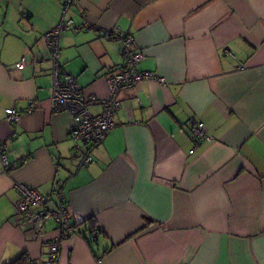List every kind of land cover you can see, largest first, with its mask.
<instances>
[{
  "label": "crops",
  "instance_id": "0c3cea01",
  "mask_svg": "<svg viewBox=\"0 0 264 264\" xmlns=\"http://www.w3.org/2000/svg\"><path fill=\"white\" fill-rule=\"evenodd\" d=\"M65 1L0 0V145L15 164L0 159V264H43L58 236L53 219L37 230L16 213L19 184L49 208L64 199L75 222L57 264H264V0L69 6L57 61L86 97L106 98L105 76L122 62L102 32L133 36L137 68L156 75L121 94L116 125L78 169L71 117L51 106L44 41ZM192 120L208 139L191 140Z\"/></svg>",
  "mask_w": 264,
  "mask_h": 264
},
{
  "label": "built area",
  "instance_id": "2783aa9c",
  "mask_svg": "<svg viewBox=\"0 0 264 264\" xmlns=\"http://www.w3.org/2000/svg\"><path fill=\"white\" fill-rule=\"evenodd\" d=\"M76 0H66L62 8V16L59 23L44 34V41L49 50V60L52 63L51 74V94L50 101L54 110L65 111L71 117L68 135L75 141L73 147V161L75 167L86 166L92 160L91 151L94 147L102 144L108 132L116 125L114 116L121 106V94L134 88L142 80L156 78L150 72L140 71L137 65L143 58L140 50L134 49V38L130 34L122 35L119 30L102 32L106 38H113L120 43L121 65L105 76L107 87V97L96 100L94 96L86 97L83 87L78 84L75 77L61 71L57 57L59 54L58 39L61 31L74 28L73 20L65 17L69 6ZM83 25L89 24L82 20ZM25 64V57H22L17 64L21 68ZM98 105L99 111L92 113L89 105ZM36 107L35 100H29L26 112H32ZM7 120L15 124L18 122L21 113L15 108H6ZM190 137L194 142H201L208 139L205 126L201 121H189ZM192 148L190 152L192 153ZM0 159L5 169L15 164L9 163L6 153L0 145ZM19 198L15 201L16 213L28 221L34 229L43 228V223L48 219H53L58 228V236L51 242V250L47 260L43 264H57L59 243L65 236L71 235L75 222L71 219L68 210L64 205V199L59 197L55 208H49V200L46 196L39 194L32 187L19 184ZM96 238V237H94Z\"/></svg>",
  "mask_w": 264,
  "mask_h": 264
},
{
  "label": "trees",
  "instance_id": "16d2710c",
  "mask_svg": "<svg viewBox=\"0 0 264 264\" xmlns=\"http://www.w3.org/2000/svg\"><path fill=\"white\" fill-rule=\"evenodd\" d=\"M73 156L72 155V160H73ZM27 258L25 257V255H22L20 257H18L17 259H15L14 261L10 262L9 264H22V263H27Z\"/></svg>",
  "mask_w": 264,
  "mask_h": 264
},
{
  "label": "clouds",
  "instance_id": "9594fccd",
  "mask_svg": "<svg viewBox=\"0 0 264 264\" xmlns=\"http://www.w3.org/2000/svg\"><path fill=\"white\" fill-rule=\"evenodd\" d=\"M51 75V74H50Z\"/></svg>",
  "mask_w": 264,
  "mask_h": 264
},
{
  "label": "rangeland",
  "instance_id": "374dc122",
  "mask_svg": "<svg viewBox=\"0 0 264 264\" xmlns=\"http://www.w3.org/2000/svg\"><path fill=\"white\" fill-rule=\"evenodd\" d=\"M98 147V146H97Z\"/></svg>",
  "mask_w": 264,
  "mask_h": 264
}]
</instances>
